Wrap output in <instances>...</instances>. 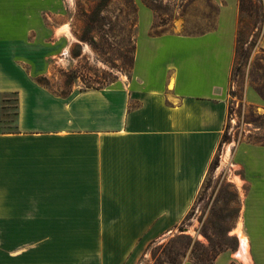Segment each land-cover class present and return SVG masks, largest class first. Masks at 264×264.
Listing matches in <instances>:
<instances>
[{
    "label": "crops",
    "instance_id": "crops-1",
    "mask_svg": "<svg viewBox=\"0 0 264 264\" xmlns=\"http://www.w3.org/2000/svg\"><path fill=\"white\" fill-rule=\"evenodd\" d=\"M65 13L66 0H0V95L17 102L15 128H0V264H130L184 219L223 131L235 1L186 35L151 33L138 0L130 74L59 95L38 77L65 50ZM236 158L244 256L214 264H264V145Z\"/></svg>",
    "mask_w": 264,
    "mask_h": 264
},
{
    "label": "rangeland",
    "instance_id": "rangeland-1",
    "mask_svg": "<svg viewBox=\"0 0 264 264\" xmlns=\"http://www.w3.org/2000/svg\"><path fill=\"white\" fill-rule=\"evenodd\" d=\"M137 1L66 0L65 50L50 60L49 72L38 81L53 93L68 95L129 75ZM231 1L237 5V26L228 110L217 150L184 219L149 241L130 264H214L222 252L242 257L234 253L239 237L245 238L240 209L248 182L236 155L243 143L264 145V0ZM151 2L155 7L151 33L197 35L215 28L218 11L228 0ZM13 103L12 95L3 101V129L14 126Z\"/></svg>",
    "mask_w": 264,
    "mask_h": 264
},
{
    "label": "trees",
    "instance_id": "trees-1",
    "mask_svg": "<svg viewBox=\"0 0 264 264\" xmlns=\"http://www.w3.org/2000/svg\"><path fill=\"white\" fill-rule=\"evenodd\" d=\"M127 3H128V1H127ZM144 3L148 7H150L152 10H155V7L152 4L151 0H144ZM129 6L131 7L132 11L135 13L136 12V7L134 6V4H133L132 1L129 3ZM7 95H12L14 97V103H13V105L15 106V120H16V115H17V109H16L17 108L16 93L15 92H12V93H2L0 95V115H1L0 116V128L2 129V131H12L15 128V126H16V124L14 123V126L13 127H9L8 129H3V127H2L3 108H4V106L6 107V105L3 104V101H4V99H5V97ZM9 106H10V104H8V107ZM262 144H264V141L262 142Z\"/></svg>",
    "mask_w": 264,
    "mask_h": 264
},
{
    "label": "bare ground",
    "instance_id": "bare-ground-1",
    "mask_svg": "<svg viewBox=\"0 0 264 264\" xmlns=\"http://www.w3.org/2000/svg\"><path fill=\"white\" fill-rule=\"evenodd\" d=\"M245 242H246V239L245 238H241V244H240V249H239V251H238V255H240V256H244V254H243V248L245 247Z\"/></svg>",
    "mask_w": 264,
    "mask_h": 264
}]
</instances>
